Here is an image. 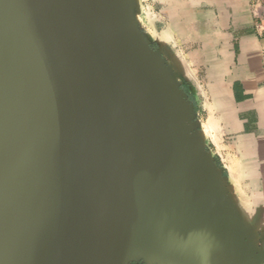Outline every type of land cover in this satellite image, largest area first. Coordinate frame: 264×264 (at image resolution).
<instances>
[{
    "label": "water",
    "instance_id": "1",
    "mask_svg": "<svg viewBox=\"0 0 264 264\" xmlns=\"http://www.w3.org/2000/svg\"><path fill=\"white\" fill-rule=\"evenodd\" d=\"M136 6L0 0V264H264Z\"/></svg>",
    "mask_w": 264,
    "mask_h": 264
},
{
    "label": "crops",
    "instance_id": "2",
    "mask_svg": "<svg viewBox=\"0 0 264 264\" xmlns=\"http://www.w3.org/2000/svg\"><path fill=\"white\" fill-rule=\"evenodd\" d=\"M253 1L136 0V19L203 117L245 240L264 252V38Z\"/></svg>",
    "mask_w": 264,
    "mask_h": 264
},
{
    "label": "built area",
    "instance_id": "3",
    "mask_svg": "<svg viewBox=\"0 0 264 264\" xmlns=\"http://www.w3.org/2000/svg\"><path fill=\"white\" fill-rule=\"evenodd\" d=\"M251 11L254 18V30L259 37L264 38V2L254 0ZM262 52L264 54V49Z\"/></svg>",
    "mask_w": 264,
    "mask_h": 264
},
{
    "label": "rangeland",
    "instance_id": "4",
    "mask_svg": "<svg viewBox=\"0 0 264 264\" xmlns=\"http://www.w3.org/2000/svg\"><path fill=\"white\" fill-rule=\"evenodd\" d=\"M192 102V101H191ZM192 104H193V107H194V110H195V118H194V121H195V123L197 124V125H201L202 124V116L201 115H197V108H196V106H195V104L192 102ZM204 128L208 131V132H210L211 131V129H212V126L209 124V122H206L205 123V125H204ZM199 130H200V128H199ZM206 146H207V149L209 150V147H208V145L206 144ZM212 158L214 159V156L212 155ZM215 160V159H214ZM133 264H152V263H145V262H142L141 260H138V261H134V262H132Z\"/></svg>",
    "mask_w": 264,
    "mask_h": 264
},
{
    "label": "flooded vegetation",
    "instance_id": "5",
    "mask_svg": "<svg viewBox=\"0 0 264 264\" xmlns=\"http://www.w3.org/2000/svg\"><path fill=\"white\" fill-rule=\"evenodd\" d=\"M131 264H133V263H131Z\"/></svg>",
    "mask_w": 264,
    "mask_h": 264
}]
</instances>
